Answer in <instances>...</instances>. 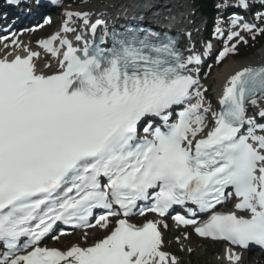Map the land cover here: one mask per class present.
Here are the masks:
<instances>
[{
  "label": "snow or ice",
  "instance_id": "snow-or-ice-1",
  "mask_svg": "<svg viewBox=\"0 0 264 264\" xmlns=\"http://www.w3.org/2000/svg\"><path fill=\"white\" fill-rule=\"evenodd\" d=\"M237 6L248 9V0ZM65 16L63 33L75 32L68 23L76 17L93 42L78 48L59 34L39 41L55 71L40 69V53L28 48L0 56V264H178L163 251L162 220L129 222L141 201H151L141 216L164 218L185 204L209 214L202 223L195 211L173 219L228 242V264L242 260L236 247L264 248V135L257 134L264 125L247 115L250 104L264 118V66L232 75L214 111L195 68L201 56H185L171 36L139 25L108 29L88 12ZM242 30L264 34L249 24ZM227 39L247 43L239 31ZM235 52L236 43L225 46L217 63ZM230 197L235 211H214ZM110 217L115 226L90 246H41L58 222L108 229Z\"/></svg>",
  "mask_w": 264,
  "mask_h": 264
},
{
  "label": "bare ground",
  "instance_id": "bare-ground-1",
  "mask_svg": "<svg viewBox=\"0 0 264 264\" xmlns=\"http://www.w3.org/2000/svg\"><path fill=\"white\" fill-rule=\"evenodd\" d=\"M143 2V0H104L103 3H101L99 5V9L97 3H92V4H88L90 9H88V13H90V17L95 15L96 13H98L101 10H106L108 7H122V5H125L126 7H129L131 9L135 8V6H137L139 3ZM150 2H158V0H150ZM151 3V4H153ZM96 8V9H95ZM125 9V8H124ZM102 11V12H103ZM22 40H24V38H21ZM13 51L12 48H10V46H8L7 48H5V46H0V55L6 53V52H11ZM234 60V59H232ZM258 61H264V47H262L259 52H258V58L255 60H248V61H244V62H240L237 64H228L227 66H225L221 71H219L217 74H214V78H212V82H213V86H212V90H213V95L216 93L217 89L219 87H222V85L224 84V82H226L232 75H234L236 72L241 71L242 69L246 68V67H251L253 64H255ZM38 65H41V61H38ZM42 67V65L40 66V68ZM53 70H48V73L52 72ZM207 102L210 103L211 105L214 104V97H208ZM261 105L264 106V103H261ZM110 226V224H109ZM109 228V227H108ZM108 229H101L99 227L88 231V235H87V239L85 240V233H81L78 234V237H81L82 239V244H87L89 242L90 239L95 238L98 235H103ZM63 242V243H62ZM60 243H62V245H65L64 241H61ZM188 245V243H186L185 241L181 242V246H185ZM213 245H219V243H213ZM90 246V245H88ZM225 252L226 250L223 251L222 255L219 256L217 258V262H220L222 264H228V261L224 258L225 257ZM196 253V252H195ZM259 262V260H258ZM256 264L251 258L246 256V253H243L242 255V260L239 262V264ZM178 264H181V261H178ZM264 264V262H263Z\"/></svg>",
  "mask_w": 264,
  "mask_h": 264
},
{
  "label": "rangeland",
  "instance_id": "rangeland-1",
  "mask_svg": "<svg viewBox=\"0 0 264 264\" xmlns=\"http://www.w3.org/2000/svg\"><path fill=\"white\" fill-rule=\"evenodd\" d=\"M97 0H94V2H96ZM82 4V6H84V2L80 3ZM87 8L90 9V7L87 6ZM47 35V34H45ZM43 35V36H45ZM248 39V38H247ZM246 39V41H247ZM259 52V51H258ZM241 53V51H240ZM243 53V52H242ZM227 57H234V55L232 56V54H229ZM258 58V53L256 52L255 54H253L252 56L250 57H247V58H244L243 60L245 61H248V60H255ZM234 60H230V59H225V62L222 66H220L216 71L212 72L208 77H207V83L210 86V88L214 85L213 82H212V78H214V74L219 71H221L225 66H227L228 64H237V63H240V62H244L243 60L242 61H239L235 58H233ZM216 73V74H217ZM213 89V88H212ZM213 91V90H212ZM176 235L177 234H174L172 237H167V240L165 242V246H166V249L171 251L172 253H174L175 255H177L178 257H180V259L182 260V263L181 264H217L216 263V256H217V252L219 250H221V246H216V245H212L210 243H206V242H200L198 240H196L195 238L193 237H187L189 239V242H190V248H192V250L194 249L196 251V253H191V254H188L187 253V250H188V247H181L180 246V243H177L176 240H178L176 238ZM102 236H98L97 238H101ZM185 236H183L184 238ZM69 239H66L67 242ZM78 239L76 238V241ZM74 241L71 240L70 243H73ZM189 242L188 245H189ZM82 243V242H81ZM91 242L87 243V244H90ZM86 245V244H84ZM190 252V251H189ZM256 257L253 258L254 261ZM248 264V263H247Z\"/></svg>",
  "mask_w": 264,
  "mask_h": 264
},
{
  "label": "trees",
  "instance_id": "trees-1",
  "mask_svg": "<svg viewBox=\"0 0 264 264\" xmlns=\"http://www.w3.org/2000/svg\"><path fill=\"white\" fill-rule=\"evenodd\" d=\"M212 0H197V7L203 12L208 13L211 9Z\"/></svg>",
  "mask_w": 264,
  "mask_h": 264
}]
</instances>
